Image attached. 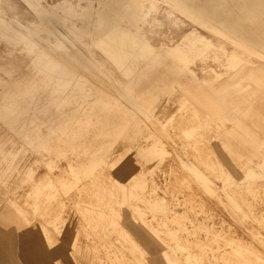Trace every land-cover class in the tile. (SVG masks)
Returning <instances> with one entry per match:
<instances>
[{"label": "crops", "instance_id": "0c3cea01", "mask_svg": "<svg viewBox=\"0 0 264 264\" xmlns=\"http://www.w3.org/2000/svg\"><path fill=\"white\" fill-rule=\"evenodd\" d=\"M150 1L59 0L58 11L36 13L38 33L61 44L64 57L27 52L31 61L22 71L0 61V73L7 77L0 88V122L6 123L5 108H12L13 132L36 154L37 165L25 172L30 189L18 188L21 198L7 202L27 219L47 220L38 225L49 246L63 214H78L87 257L98 264H264V12L258 15L237 0H222L232 3L233 12L238 9L237 18L222 13L224 18L214 23L201 11L170 0L189 17L179 25L187 34L196 25L207 32L199 43L219 44L223 54L231 47L232 58L218 71L202 70L201 61L208 57L194 54L196 37H169L173 44L144 34L150 24L147 11L155 1L167 3L152 0L151 6ZM74 2L75 9L69 7ZM231 27L239 30H227ZM22 38L35 41L14 27V43ZM77 43L97 60L75 50ZM160 95L178 104L170 120L157 116ZM239 118L245 119L247 133V120L259 126L258 143L248 134L239 143L241 149L256 150V161L244 158L230 140L233 133L226 127ZM213 140L233 157L235 175L223 183ZM10 156L6 147L0 148L3 173L14 164ZM143 157L157 162L158 180L137 171L134 165ZM223 199L262 231L250 237L236 228L222 212ZM141 224L150 233L142 232ZM62 235L76 260L75 250L83 248L72 230ZM45 249L37 248L41 264L65 252Z\"/></svg>", "mask_w": 264, "mask_h": 264}, {"label": "rangeland", "instance_id": "374dc122", "mask_svg": "<svg viewBox=\"0 0 264 264\" xmlns=\"http://www.w3.org/2000/svg\"><path fill=\"white\" fill-rule=\"evenodd\" d=\"M16 1V2H15ZM59 0H1L0 1V61L3 64H6L5 66H13L15 63L19 66L20 71L26 69L27 65L31 61L29 58L30 55L27 54V52L31 51H43L45 53H51V52H58L60 56L64 57V53L61 52V44L52 43L51 38H47L48 36H40L42 33H38L40 30L39 28V22L37 19V13L41 12H47L50 13L51 11H58V7L60 8V4L57 5ZM167 3H163L160 1V5L156 7V5L153 3V8L150 11H147L146 17H148L150 24L149 28L147 26L143 27L144 34L148 35V33L151 32V35L159 38V37H165L163 38V41L169 43L171 40H169V37H181L185 35L188 36H194L196 37L197 43H194L192 45L194 54L197 55H205L208 58H211V61L202 62L203 69H209L213 68L215 71H218V69L221 68L222 64L227 62L228 59L232 58V50L231 47L227 45V49L229 50L227 54H223L221 50V45L214 44V45H206L199 43L202 39H205V35L207 32L204 29H200L196 26H193L192 29L187 31H184V27H179L181 22L185 20H188L189 17L181 15L180 11H178V14L180 19H177V21L171 19L168 21H162L165 19V8H173L169 5L170 0H166ZM173 2H176L177 5H181L184 8L191 10V11H201L205 18H208V20H211L215 23L220 18H224L222 13L225 15L226 19H230L232 21H235L236 19H232V17L228 15H231L235 12H238V9L235 8V12H233L234 8H232V3L228 2L227 5L221 4L220 8L218 7L219 0H201V2L197 5H195L192 8V4L188 2V0H172ZM239 1V0H238ZM241 1V0H240ZM151 6H152V0ZM169 2V3H168ZM32 3V5H31ZM44 3V4H43ZM157 4V1H155ZM242 2H239L238 5L241 6ZM15 4V6H14ZM230 4V5H229ZM233 4H235L233 2ZM23 5V7H22ZM19 6V7H18ZM21 6V7H20ZM76 2L70 3L69 7H73L75 9ZM166 6V7H165ZM160 7L161 9L159 10ZM16 9V10H15ZM18 9V10H17ZM41 9V10H39ZM6 10V11H5ZM163 11V12H162ZM226 11H228L226 13ZM159 12V14H158ZM177 12V10H176ZM218 12V19L213 18V13ZM6 13V14H5ZM120 13L117 14L119 17ZM152 15V16H151ZM181 16L183 19H181ZM34 19H33V18ZM159 17V18H158ZM19 18H21L19 20ZM162 18V19H161ZM235 18L236 15H235ZM147 19V18H146ZM33 20V21H32ZM181 20V22H179ZM31 21V23H30ZM173 21V22H172ZM26 22V24H25ZM170 24V26H168ZM185 22V21H184ZM166 25H165V24ZM25 24V25H24ZM79 24V23H78ZM152 25V26H151ZM166 27H165V26ZM175 25H178L177 28H175ZM151 26V27H150ZM156 26V28H155ZM14 27H16L19 31L22 30V35L24 38L31 39V36H34V43L29 42H23L24 39L22 38V42L18 44L14 43L13 40V30ZM169 27V28H167ZM196 27V28H195ZM7 28L11 30V32H8ZM154 28V30H153ZM158 28V30H157ZM160 28V29H159ZM162 28V29H161ZM75 31H72L76 34L78 31V28H74ZM147 30V31H146ZM153 30V32H152ZM163 31V34L162 31ZM231 32H237L239 29L236 27H231L227 29ZM156 31V32H155ZM167 31V32H164ZM146 32V33H145ZM177 32V33H175ZM159 33V34H158ZM172 33V34H170ZM143 34V35H144ZM168 34V35H167ZM175 34V35H174ZM77 35V34H76ZM158 35V36H157ZM120 36V35H119ZM169 41V42H168ZM170 43H173L170 42ZM161 46V44L159 43ZM180 46V45H177ZM75 50L79 49L82 51V53L86 57H90L93 61L97 60L95 57L91 55V52L87 51L84 45L81 43L76 44ZM15 52H21L22 54H18L14 56ZM212 54H211V53ZM97 54H101L99 50L96 51ZM208 53L210 55H208ZM36 62V61H35ZM220 67V68H219ZM4 80H7V77H5L3 74L0 73V88L4 86ZM146 88L149 90V84L145 85ZM180 92H176L177 96L181 94ZM46 97L45 94H41L40 97ZM160 100L163 99V96L160 95ZM178 100V99H177ZM176 101H166L161 100L160 106L157 110V116L162 121L170 120L172 116L171 114L175 112L177 107ZM12 108H5V115H6V123L0 122V148L6 147L7 151L11 153V158H14V164L13 166H9V171L3 173L4 165L0 166V232L3 234V239H0V264H41L39 260V254L37 248L40 246L42 248H46L51 253L52 251L56 249L63 248L65 252L62 253V256L59 258V255H56V257L53 258V261H49L47 264H98L96 261L90 260L87 257V254L89 253L86 251V247L88 244L86 243L85 236L80 232L81 227V219L79 215L75 214L72 215L70 212H67L63 214L62 220L57 223V231L52 232L50 235L51 238V246L46 244V237L42 234V232L39 230V222L44 223L45 225L48 224L47 220L44 218L41 219H27L22 214L20 215L15 212V210L11 207L10 202H7V199L10 197L18 198L20 199L19 192L17 191L18 188L22 192H27L30 189V185L24 181L26 174L25 172L27 170L31 169L36 170L37 165L35 164L36 160V154L31 151L27 150L24 147V142L21 136L13 132V118H12ZM4 111V110H3ZM11 113H10V112ZM245 121L244 118H239L234 122L228 123V126L226 128L229 129L230 133H233L232 138L230 137V140L238 145V148H236L237 152L244 155L246 159L256 161V150L248 149L244 150L241 149L240 142L242 140V136L249 135L250 140H252L253 143H258V140L256 139V136L259 135L258 130L259 129L256 124L252 123L250 120H247V125L249 126L250 133H247L245 130V124L243 123ZM220 124V123H219ZM225 135V133H224ZM262 138L264 139V133H261ZM234 137V138H233ZM260 138V136H259ZM213 149L217 152L219 159L222 162L223 168H224V179L221 181L222 183L225 182L226 179H228L229 175L232 177L235 175V172L231 170V165L233 157L228 154V152L224 151V149L221 147L220 143L213 140L212 142ZM169 150L173 151V149L168 145L167 147ZM17 150L20 152V154H17ZM175 153V152H174ZM177 154H181L184 158L185 155L183 154L182 150L178 148L177 145ZM13 155V156H12ZM173 153L171 152L169 156H172ZM261 155H264V150L261 151ZM231 162V163H230ZM157 162H146V160L143 157V160L140 164L134 165L137 167V171L143 172V173H149V175H153L155 180H158L160 174V171L157 169V165H155ZM239 162L236 161V164ZM16 167V169L12 170V167ZM152 171V173H150ZM122 172V171H121ZM40 174H44V170L39 171ZM173 178H177L176 175L172 176ZM6 182L4 183V181ZM264 181V178H262ZM102 181L106 183V185H110L108 178H102ZM106 181V182H105ZM152 181V180H151ZM3 182V183H2ZM217 191L222 192V188L218 189ZM223 203H221L222 206V212L228 218L233 225L238 228L241 232H244L247 234V236H252L254 232L258 235L260 230L258 227H256L254 222L246 223L243 221L240 216H238L234 210L229 206V204L226 202L225 199L222 200ZM9 205L11 207L10 210H5V206ZM27 219V220H26ZM142 232H149L150 230L143 224H141ZM73 231V237L77 240V244L80 245V248H83L81 251L75 250V257L76 260H73L71 258V253L69 251V245L66 242V239L64 237L63 232L66 231ZM130 232L133 236L136 237V234L133 233L134 229L131 227ZM158 243L162 245L160 240L157 237H154L151 235ZM163 247V245H162ZM155 248H160V245L156 244ZM262 248H264V245H262ZM45 249V251H46ZM41 252V251H40ZM47 252V251H46ZM148 255H152L150 251L147 252ZM58 258V259H56ZM54 259H56L54 261Z\"/></svg>", "mask_w": 264, "mask_h": 264}, {"label": "bare ground", "instance_id": "6f19581e", "mask_svg": "<svg viewBox=\"0 0 264 264\" xmlns=\"http://www.w3.org/2000/svg\"><path fill=\"white\" fill-rule=\"evenodd\" d=\"M1 1V0H0ZM19 2H20V0H18ZM48 1V0H47ZM212 1H214V0H212ZM16 2V1H15ZM188 2H190L192 5V8L195 6V5H197V4H199L200 2H201V0H188ZM241 6L243 5V6H248L250 9H251V11L253 12V13H256V14H258V15H261V13L262 12H264V0H241ZM153 3V2H152ZM238 3H239V1L237 0V2H236V4L238 5ZM44 4V3H43ZM221 4H225V5H227L228 4V2H224V1H222V0H219V4H218V7L220 8V6H222ZM147 5V4H146ZM155 5H156V7H157V5L159 6L160 5V7H164L163 5L161 6V3H160V1H157V4L155 3ZM230 5V4H229ZM14 6H15V4H14ZM240 6V7H241ZM19 7V6H18ZM21 7V6H20ZM22 7H23V5H22ZM144 7H146V6H144ZM160 7H158L159 8V10L161 9ZM166 7V6H165ZM195 8V7H194ZM120 9V8H119ZM16 10V9H15ZM18 10V9H17ZM165 15H166V17H165V19H163L162 21L164 22L165 20L166 21H168V20H171V19H173L174 20V23H175V21H177V19H180V18H178V17H180L179 16V14H178V10H177V12H176V10H174V9H172V8H165ZM6 11V10H5ZM163 12V11H162ZM6 14V13H5ZM158 14H159V12H158ZM152 16V15H151ZM218 12H214L213 13V18H215V19H218ZM229 16L230 17H232V19H236L235 18V15H233V14H231V15H228V18H229ZM33 18V17H32ZM159 18V17H158ZM21 18H19V20H20ZM34 19V18H33ZM162 19V18H161ZM181 19H183L182 18V16H181ZM185 19H187V18H185ZM184 19V20H185ZM264 19V18H263ZM33 21V20H32ZM180 22H181V20H179ZM173 22V21H172ZM184 22V21H183ZM30 23H31V21H30ZM25 24H26V22H25ZM24 24V25H25ZM165 24V23H164ZM166 24L168 25V23L166 22ZM165 24V25H166ZM78 25V24H77ZM164 25V26H165ZM184 25V24H183ZM152 26V25H151ZM150 26V27H151ZM168 26H170V24L168 25ZM194 26V25H193ZM193 26H191L190 25V27L191 28H193ZM196 26V25H195ZM166 27V26H165ZM176 27V26H175ZM155 28H156V26H155ZM167 28H169V27H167ZM196 28V27H195ZM160 29V28H159ZM162 29V28H161ZM183 29V28H182ZM153 30H154V28H153ZM153 30H152V32H153ZM157 30H158V28H157ZM147 31V30H146ZM162 31V30H161ZM156 32V31H155ZM164 32H167V31H164ZM146 33V32H145ZM175 33H177V32H175ZM159 34V33H158ZM161 34H163V31H162V33ZM170 34H172V33H170ZM168 35V34H167ZM175 35V34H174ZM184 35V34H183ZM153 36V35H152ZM158 36V35H157ZM149 37V36H148ZM149 38H152V37H149ZM160 38V37H159ZM57 39V38H56ZM158 39V38H157ZM181 39V38H180ZM55 40V39H54ZM159 41V40H158ZM169 42V41H168ZM160 43V42H159ZM170 43V42H169ZM174 44V43H173ZM158 46V45H157ZM172 46V45H171ZM229 51V50H228ZM211 53V52H210ZM212 54V53H211ZM208 55H210L209 53H208ZM209 62V61H211V58H208V60L206 59V61H201V62ZM214 128V127H213ZM205 146V145H204ZM99 172V171H98ZM96 175V174H95ZM106 182V181H105ZM252 185V184H251ZM256 186V185H255ZM116 188V187H115ZM84 190V189H83ZM46 192V191H45ZM99 192V191H98ZM191 192V191H190ZM85 193V192H84ZM89 194V193H88ZM119 194V193H118ZM82 195V194H81ZM90 195V194H89ZM102 195H103V193H102ZM87 196V195H86ZM107 196V195H106ZM41 197V196H40ZM118 197H119V195H118ZM43 198V197H42ZM93 198H95V197H93ZM106 198V197H105ZM119 199V198H118ZM40 201H42V200H40ZM88 201V200H87ZM93 201H95V199L93 200ZM47 202V201H46ZM116 208V207H115ZM101 212V211H100ZM199 219V218H198ZM50 223V222H49ZM121 224V223H120ZM105 227V226H104ZM203 238V237H202ZM124 254V253H123ZM127 256V255H126Z\"/></svg>", "mask_w": 264, "mask_h": 264}]
</instances>
